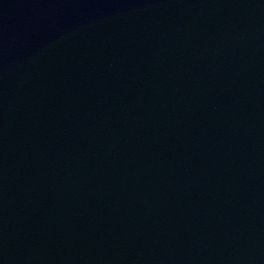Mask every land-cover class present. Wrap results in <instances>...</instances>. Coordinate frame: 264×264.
Instances as JSON below:
<instances>
[{
    "label": "water",
    "instance_id": "water-1",
    "mask_svg": "<svg viewBox=\"0 0 264 264\" xmlns=\"http://www.w3.org/2000/svg\"><path fill=\"white\" fill-rule=\"evenodd\" d=\"M0 264H264V0H0Z\"/></svg>",
    "mask_w": 264,
    "mask_h": 264
}]
</instances>
